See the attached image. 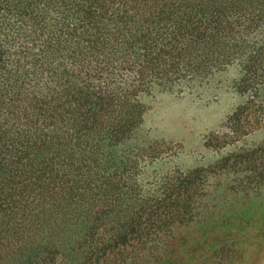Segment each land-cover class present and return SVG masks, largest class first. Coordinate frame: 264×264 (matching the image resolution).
<instances>
[{
  "label": "trees",
  "instance_id": "1",
  "mask_svg": "<svg viewBox=\"0 0 264 264\" xmlns=\"http://www.w3.org/2000/svg\"><path fill=\"white\" fill-rule=\"evenodd\" d=\"M263 52L264 0H0V264H204L226 239L197 222L202 170L170 159L148 192L158 147L131 137L181 70L264 76Z\"/></svg>",
  "mask_w": 264,
  "mask_h": 264
},
{
  "label": "rangeland",
  "instance_id": "2",
  "mask_svg": "<svg viewBox=\"0 0 264 264\" xmlns=\"http://www.w3.org/2000/svg\"><path fill=\"white\" fill-rule=\"evenodd\" d=\"M243 63L240 60V67ZM204 64L205 68H185L172 78L175 91L181 92L160 96L152 106L143 101L136 127L139 135L132 136L130 144L138 145L145 135L158 148L142 156L137 171L145 172L142 184L148 192L157 191L154 179L164 163L177 157L179 163L193 161L202 170L198 175L202 213L196 212L197 222L203 219L210 237L218 234L226 239L215 246L214 253L201 251L199 260H206L204 264H264V190L245 182L241 169L251 160L264 167V76L259 67L237 75L231 68L234 64ZM199 229L203 227L194 226L189 239L199 236Z\"/></svg>",
  "mask_w": 264,
  "mask_h": 264
}]
</instances>
